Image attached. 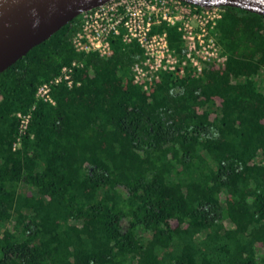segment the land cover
I'll use <instances>...</instances> for the list:
<instances>
[{
	"label": "trees",
	"instance_id": "trees-1",
	"mask_svg": "<svg viewBox=\"0 0 264 264\" xmlns=\"http://www.w3.org/2000/svg\"><path fill=\"white\" fill-rule=\"evenodd\" d=\"M221 8V64L135 83L137 43L77 51L76 15L0 71V264H264V15Z\"/></svg>",
	"mask_w": 264,
	"mask_h": 264
},
{
	"label": "built area",
	"instance_id": "built-area-1",
	"mask_svg": "<svg viewBox=\"0 0 264 264\" xmlns=\"http://www.w3.org/2000/svg\"><path fill=\"white\" fill-rule=\"evenodd\" d=\"M78 16L79 25L70 37L77 51L108 55L113 37L137 43L141 55L131 64V75L138 84L151 83L161 71L180 73L186 65L201 69L209 63L221 64L225 59L217 37L221 6L182 0H107ZM162 25L174 26L179 32L180 54L169 46L166 30L160 29ZM81 64L77 59L61 64L56 73L36 85L34 100L53 103V87L77 85L79 80L73 74ZM35 101L25 111L16 113L19 120L12 148L20 144Z\"/></svg>",
	"mask_w": 264,
	"mask_h": 264
},
{
	"label": "water",
	"instance_id": "water-1",
	"mask_svg": "<svg viewBox=\"0 0 264 264\" xmlns=\"http://www.w3.org/2000/svg\"><path fill=\"white\" fill-rule=\"evenodd\" d=\"M107 0H0V71L80 12ZM264 15V0H182Z\"/></svg>",
	"mask_w": 264,
	"mask_h": 264
}]
</instances>
